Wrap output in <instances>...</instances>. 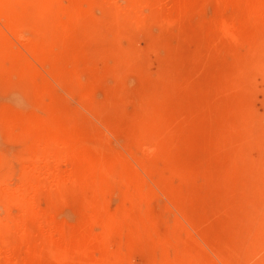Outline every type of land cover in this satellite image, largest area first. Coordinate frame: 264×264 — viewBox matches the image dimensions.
Here are the masks:
<instances>
[{"label":"rangeland","instance_id":"374dc122","mask_svg":"<svg viewBox=\"0 0 264 264\" xmlns=\"http://www.w3.org/2000/svg\"><path fill=\"white\" fill-rule=\"evenodd\" d=\"M154 32H158L157 28ZM124 42L125 46L133 43ZM136 43L144 44L142 32L133 44ZM67 50L63 55L71 57L75 50ZM86 52L85 61L74 69L82 84L79 87L74 79L61 81L65 76L57 72L56 80L43 69L44 77L39 75L33 80H16L19 76L0 80V174L13 175L9 180H17L15 176H21L23 166L30 163L38 147L68 140L73 146H82L84 161L107 162L99 165L101 173L105 171L106 184L96 204L102 216L112 221L107 229L115 234L97 226L96 231L104 229L102 233L110 242L107 248L99 245L92 250L96 259L100 253H107L111 264H158L159 260L160 264L163 258L161 264H174L175 259H185L188 245L198 244L196 247L202 248L205 255L193 264H264V148L259 144L257 129L264 116V71L251 73V79L241 89L247 97L246 105L255 111L243 129L218 122L223 113L214 105L205 110L202 119H195L191 113L197 102L186 103L184 110L169 100L166 110L185 117L183 126H170L161 137L162 143L152 138L136 141L132 125L140 117L158 111L160 101L151 99V95L157 90L154 82L162 77L160 65L166 52L160 44L142 46L137 59L121 68L116 67L121 54L103 55L93 48ZM175 65L178 71L184 70L182 64ZM201 81V76L194 78L196 84ZM224 86L214 83L218 90H224ZM92 104L99 110L92 109ZM30 119L47 120L53 128L29 130ZM167 119L168 124L170 119L173 122L170 116ZM239 138V146L231 145ZM108 160L119 166L111 168ZM176 165L184 169H176ZM183 192L195 194L197 203L185 204L180 195ZM39 202L50 208L65 229L82 216L73 199L50 203L41 196ZM130 219L136 223V231L141 236L144 231L147 237L140 236L135 246L125 245L134 230L126 224ZM200 228L212 236L202 237ZM111 235L115 237L111 239ZM111 245L114 249H109ZM117 253L122 261L115 257Z\"/></svg>","mask_w":264,"mask_h":264},{"label":"bare ground","instance_id":"6f19581e","mask_svg":"<svg viewBox=\"0 0 264 264\" xmlns=\"http://www.w3.org/2000/svg\"><path fill=\"white\" fill-rule=\"evenodd\" d=\"M63 1L0 0V80H33L43 76V72L55 78L60 72V76H65L59 77L61 81L74 79L79 87L82 84L75 77L74 69L87 58V48L103 55L121 54L116 65L121 68L137 59L142 46L156 43L166 52L160 65L162 77L154 82L157 90L151 95V99H158L160 104L158 111L140 117L132 125L133 140L152 138L156 143H162L164 137H161L170 126H183L185 117L166 110L169 100L184 110L186 103L197 102L196 111L191 113L195 119H202L205 110L214 105V109L223 113L218 122L226 126L243 129L253 118L255 111L246 105L247 97L241 89L251 79V73L264 71V0ZM155 28L158 32H154ZM141 32L144 44L134 45ZM126 40L133 42L131 46L124 45ZM67 49L75 50L72 56L68 54L71 57L63 55ZM176 63L182 64L187 71H178ZM49 64L50 68H47ZM196 76H201L204 81L196 84ZM215 82L225 84L224 90L216 89ZM91 107L99 110L94 104ZM168 116L173 119L170 124ZM260 119L259 144L264 148V116ZM29 121V130L40 127L50 131L53 128L47 120ZM240 139L230 144L239 146ZM60 141L38 147L30 163L23 166L21 176L16 178L14 175L17 180H9L13 175L0 174V264H111L106 258L107 253H100L103 248L98 251L102 255L100 259V255L96 259L92 253L96 246H106L110 242L102 232L110 228L112 221L102 216L96 204L100 190L106 184L105 171L101 173L99 165L107 162L84 161L81 145ZM108 163L111 168L119 166L113 160ZM175 168L183 170L184 166L176 165ZM180 195L189 206L197 203L195 194L183 192ZM41 196L50 203L76 200L82 212L79 222L65 229L53 217L50 208L40 204ZM177 197L176 193L175 200ZM13 209H16L15 213ZM134 223L132 219L126 223L128 229L134 230L132 238L123 234L130 238L125 245L135 246L138 244L136 239L144 237L145 232L141 236ZM98 225L104 229L96 231ZM201 232V236H212L203 229ZM190 245L185 249V259H175L174 264H193L204 257L202 248L196 247L198 244ZM114 247L111 245L109 249ZM124 252L128 254L126 250ZM117 256L119 254H115ZM122 259L121 256L120 261Z\"/></svg>","mask_w":264,"mask_h":264}]
</instances>
